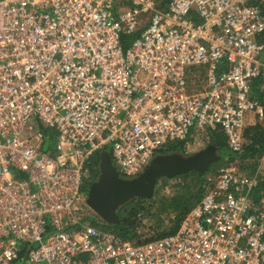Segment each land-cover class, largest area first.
<instances>
[{
	"label": "built area",
	"instance_id": "2783aa9c",
	"mask_svg": "<svg viewBox=\"0 0 264 264\" xmlns=\"http://www.w3.org/2000/svg\"><path fill=\"white\" fill-rule=\"evenodd\" d=\"M264 0H0V264H264L238 160L172 235L123 241L86 204L93 160L137 177L176 143L264 121ZM139 32L127 48L122 35ZM99 173V169H98ZM22 264V263H21Z\"/></svg>",
	"mask_w": 264,
	"mask_h": 264
},
{
	"label": "trees",
	"instance_id": "16d2710c",
	"mask_svg": "<svg viewBox=\"0 0 264 264\" xmlns=\"http://www.w3.org/2000/svg\"><path fill=\"white\" fill-rule=\"evenodd\" d=\"M159 5L163 7L168 0H157ZM264 14V9H263ZM139 32L130 35L121 36V44L123 48H127L131 42L136 39ZM260 42L264 43V34L259 38ZM258 90V89H257ZM255 89L254 96L264 106V100L261 93ZM243 146L239 153H231L229 151L225 135L217 130H213L208 136V145H214L219 150L220 161L211 165L205 174H199L196 171H191L187 174L174 177L172 180H177L179 183L175 186V191L169 197L160 195L156 187L165 184L169 179H161L157 182L154 193L150 199H134L118 209L119 223L114 226L107 225L105 228L111 231L121 240H131L138 243L148 242L155 239H160L172 235L178 229L181 221L186 214L200 201L207 185L208 174L214 173L221 165L228 164L233 160H238L239 168L244 171L243 164L261 157L264 154V121L255 122L253 125L247 123L242 131ZM179 152L182 155H187L184 152L183 143H176L170 146L167 150L161 151L160 154ZM99 157L93 160V165L96 168L95 174L98 176ZM259 187V188H258ZM264 192V179L257 180L256 191L252 195V202L264 216V200L261 194ZM160 214L170 215L167 221L157 220L152 227H146L149 232L161 230L163 224H166L154 237L139 240V229H145L142 226V220L150 217H157ZM19 262L24 263L26 257V247H21L19 251Z\"/></svg>",
	"mask_w": 264,
	"mask_h": 264
},
{
	"label": "water",
	"instance_id": "95a60500",
	"mask_svg": "<svg viewBox=\"0 0 264 264\" xmlns=\"http://www.w3.org/2000/svg\"><path fill=\"white\" fill-rule=\"evenodd\" d=\"M220 158L214 145L189 155L158 154L137 177L125 179L119 175L109 153L103 151L99 154L98 176L87 191L86 204L107 225H117L118 209L134 199H150L159 180L173 179L191 171L205 174Z\"/></svg>",
	"mask_w": 264,
	"mask_h": 264
},
{
	"label": "rangeland",
	"instance_id": "374dc122",
	"mask_svg": "<svg viewBox=\"0 0 264 264\" xmlns=\"http://www.w3.org/2000/svg\"><path fill=\"white\" fill-rule=\"evenodd\" d=\"M255 119L254 118H251L249 117L247 119V123L253 125L255 123ZM208 146V140L207 139H198L196 141L192 140L190 142H188V146L186 148H184V152L189 155V154H192L194 152H197L205 147ZM243 167L245 168L244 169V173H246L250 178L251 180L254 181L255 185L251 191V194H250V197H251V200H252V195L254 194V191H256V186H257V180L259 179H264V154L257 158V159H254L252 161H249V162H246L243 164ZM179 183V181L177 180H172V179H169V181H167L165 184H161L158 185L156 187L157 189V192L160 193V195L162 196H165V197H169L170 195L173 194V192L175 191V186ZM259 188V187H258ZM258 194H261L262 197H263V200H264V192L262 191L260 193V191L258 192ZM170 215L168 214H160L158 215L157 217H150V218H145L142 220V226H144V230L143 229H139V232H140V238L139 240H144V239H148V238H151V237H154L156 234H158L162 229H164L166 226V224H163V228L159 231V230H156L154 232H149L146 227H152L153 225L156 224L157 220L159 219L160 221L163 220L167 221V218L169 217ZM15 264H21V263H15Z\"/></svg>",
	"mask_w": 264,
	"mask_h": 264
}]
</instances>
